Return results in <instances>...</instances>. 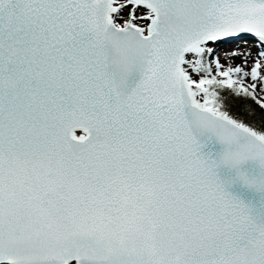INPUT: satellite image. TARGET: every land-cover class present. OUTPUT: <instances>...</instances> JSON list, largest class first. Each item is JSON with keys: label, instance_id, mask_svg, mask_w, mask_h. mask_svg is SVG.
<instances>
[{"label": "snow or ice", "instance_id": "snow-or-ice-1", "mask_svg": "<svg viewBox=\"0 0 264 264\" xmlns=\"http://www.w3.org/2000/svg\"><path fill=\"white\" fill-rule=\"evenodd\" d=\"M0 264H264V0H0Z\"/></svg>", "mask_w": 264, "mask_h": 264}]
</instances>
